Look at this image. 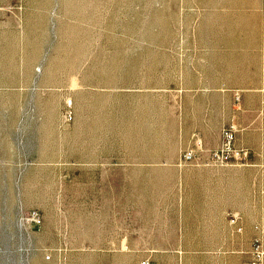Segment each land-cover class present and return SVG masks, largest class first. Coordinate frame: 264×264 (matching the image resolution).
<instances>
[{
    "label": "rangeland",
    "instance_id": "374dc122",
    "mask_svg": "<svg viewBox=\"0 0 264 264\" xmlns=\"http://www.w3.org/2000/svg\"><path fill=\"white\" fill-rule=\"evenodd\" d=\"M233 123L246 160L215 163ZM255 240L264 0H0V264H242Z\"/></svg>",
    "mask_w": 264,
    "mask_h": 264
},
{
    "label": "built area",
    "instance_id": "2783aa9c",
    "mask_svg": "<svg viewBox=\"0 0 264 264\" xmlns=\"http://www.w3.org/2000/svg\"><path fill=\"white\" fill-rule=\"evenodd\" d=\"M66 118H71V112L67 111L65 114ZM234 133L235 126L234 123L230 124L223 129L222 132V141L220 146L211 152V160L218 164L226 163H243L246 160L247 152L238 148L234 145ZM192 156V151H187L183 154V160H188ZM229 222L236 224L238 219V214L231 212L228 215ZM240 229V228H238ZM251 257L248 261L243 262L242 264H264V241L255 240L251 248ZM140 264H156L151 262L148 259L141 260Z\"/></svg>",
    "mask_w": 264,
    "mask_h": 264
}]
</instances>
